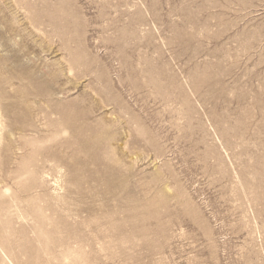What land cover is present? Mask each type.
<instances>
[{
    "label": "rangeland",
    "instance_id": "374dc122",
    "mask_svg": "<svg viewBox=\"0 0 264 264\" xmlns=\"http://www.w3.org/2000/svg\"><path fill=\"white\" fill-rule=\"evenodd\" d=\"M0 264H264V0H0Z\"/></svg>",
    "mask_w": 264,
    "mask_h": 264
}]
</instances>
